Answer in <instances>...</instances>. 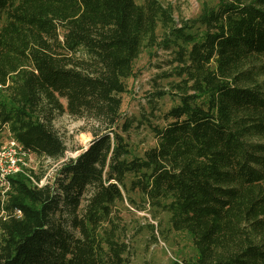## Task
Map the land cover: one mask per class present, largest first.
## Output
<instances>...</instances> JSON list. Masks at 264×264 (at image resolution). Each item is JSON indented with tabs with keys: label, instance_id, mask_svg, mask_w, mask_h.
<instances>
[{
	"label": "trees",
	"instance_id": "trees-1",
	"mask_svg": "<svg viewBox=\"0 0 264 264\" xmlns=\"http://www.w3.org/2000/svg\"><path fill=\"white\" fill-rule=\"evenodd\" d=\"M214 1L177 20L160 0H0V148L8 132L64 158V113L92 135L44 183L0 185V264H129L118 206L132 192L191 235L184 264H264V0ZM144 49L169 52L158 77L176 78L154 106L179 102L139 156L122 105Z\"/></svg>",
	"mask_w": 264,
	"mask_h": 264
},
{
	"label": "rangeland",
	"instance_id": "rangeland-1",
	"mask_svg": "<svg viewBox=\"0 0 264 264\" xmlns=\"http://www.w3.org/2000/svg\"><path fill=\"white\" fill-rule=\"evenodd\" d=\"M160 1L173 6L177 20L194 18L200 13L204 3H215L214 0ZM137 2L142 3L143 0ZM170 57L169 52L159 50L158 54L154 55V49H144L134 63L135 76L127 79L128 91L123 94L122 111L125 116L137 119L134 128L127 136L134 155L141 156L146 149L157 144L150 124L163 123L160 115L179 102L178 99L167 94L154 106L150 96L156 89H167L169 82L176 79L158 77L169 69L167 61ZM53 125L66 142L68 149L64 158L53 160L34 153L24 155L23 152L17 151L18 147L14 146L8 132H4L3 144L12 147L16 153L9 150L8 146L2 150L0 167H5L7 162H11V159L17 156L16 170L9 175L24 173L32 177L35 182L32 176L34 171L37 175H43L41 183H44L55 175L64 160L75 157L90 143L92 135L85 130L89 127L85 120L64 113L55 118ZM0 185L4 184L0 183ZM131 196L135 203L125 201L118 206L126 227V241L130 245L129 264H184L186 260L196 256L191 235L185 231L174 230L169 213L149 210L148 205L146 210H142L145 205L142 195L132 192ZM151 225L154 226L155 231L152 230Z\"/></svg>",
	"mask_w": 264,
	"mask_h": 264
},
{
	"label": "built area",
	"instance_id": "built-area-1",
	"mask_svg": "<svg viewBox=\"0 0 264 264\" xmlns=\"http://www.w3.org/2000/svg\"><path fill=\"white\" fill-rule=\"evenodd\" d=\"M11 140L13 141L14 146L17 148V151L19 152H23L24 155L31 153L28 150L24 149V147L14 138L10 137ZM4 142V141H3ZM8 145H4L2 143V147L0 148V154L2 152V150H5V148H7ZM9 150L14 151V149L10 146ZM15 152V151H14ZM16 153V152H15ZM17 156H15V158L11 159V162H7L5 167H0V183L4 184L3 186L7 188H9V175L13 170H16L17 167ZM9 165H10V169H9Z\"/></svg>",
	"mask_w": 264,
	"mask_h": 264
}]
</instances>
